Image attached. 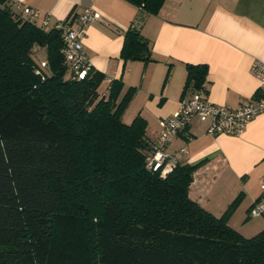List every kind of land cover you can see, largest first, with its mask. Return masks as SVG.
I'll list each match as a JSON object with an SVG mask.
<instances>
[{
	"label": "trees",
	"instance_id": "obj_1",
	"mask_svg": "<svg viewBox=\"0 0 264 264\" xmlns=\"http://www.w3.org/2000/svg\"><path fill=\"white\" fill-rule=\"evenodd\" d=\"M129 1L141 11L120 56L152 61L140 28L163 0ZM55 22L0 0V264H264V227L246 236L228 223L242 192L216 215L188 193L200 162L147 168L146 119H122L136 87L120 96L113 78L101 94L92 67L77 78ZM185 70L182 97L207 65Z\"/></svg>",
	"mask_w": 264,
	"mask_h": 264
},
{
	"label": "crops",
	"instance_id": "obj_2",
	"mask_svg": "<svg viewBox=\"0 0 264 264\" xmlns=\"http://www.w3.org/2000/svg\"><path fill=\"white\" fill-rule=\"evenodd\" d=\"M88 3L100 12V18L86 27L83 39L92 68L104 73L98 90L106 94L113 78L123 82L120 96L127 87H136L122 119L129 122L137 113L143 116L148 141L157 137L160 120L190 93L181 96L186 62L206 63V96L212 102L236 106L255 93L257 81L249 68L254 58L264 61V0H163L155 13H144L140 28L154 57L148 62L120 56L123 33L141 11L129 0L13 2L15 7L37 8L38 19L48 14L49 24L67 17L75 24ZM40 60L45 64V57ZM205 128L206 122L192 118L186 132L176 135L167 151L178 161L200 162L188 193L212 213L222 214L242 192L228 218L229 225L241 233L264 178V113L248 121L238 135L212 136Z\"/></svg>",
	"mask_w": 264,
	"mask_h": 264
},
{
	"label": "built area",
	"instance_id": "obj_3",
	"mask_svg": "<svg viewBox=\"0 0 264 264\" xmlns=\"http://www.w3.org/2000/svg\"><path fill=\"white\" fill-rule=\"evenodd\" d=\"M18 8L22 14L30 18L39 16V10L30 5L22 4ZM98 18L100 12L88 3L77 14L75 24L62 23L61 20L55 22V25L61 28L63 40L61 53L77 78H83L92 67L83 50V39L86 27ZM40 22L42 27L47 29L50 25L48 14L45 13ZM249 69L257 81L256 91L236 106L209 100L206 96L205 83L202 88L193 90L183 97L178 108L160 120V131L150 144L145 156V166L151 170H158L161 174L172 168L177 158L167 151V147L176 135L186 132L192 118L206 122L205 130L212 136L222 133L238 135L243 132L248 121L264 113V61L254 58ZM179 150L185 152L184 147H180ZM247 214L250 217L264 218V178L260 184L259 195L249 205Z\"/></svg>",
	"mask_w": 264,
	"mask_h": 264
},
{
	"label": "rangeland",
	"instance_id": "obj_4",
	"mask_svg": "<svg viewBox=\"0 0 264 264\" xmlns=\"http://www.w3.org/2000/svg\"><path fill=\"white\" fill-rule=\"evenodd\" d=\"M41 53H42V57H40V56L37 57V61H41L40 59L45 57V49L44 48L42 49ZM128 106L129 105H127V107ZM243 223H244V225L240 228V231L243 235L249 236V235L256 233L258 230H260L262 227H264V218L263 217H253V218L248 217L247 219L243 220Z\"/></svg>",
	"mask_w": 264,
	"mask_h": 264
}]
</instances>
